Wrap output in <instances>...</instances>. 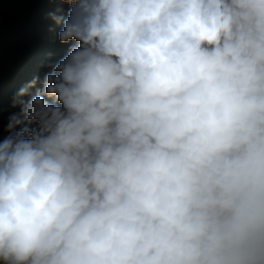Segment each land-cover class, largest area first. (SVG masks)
Listing matches in <instances>:
<instances>
[{
  "label": "clouds",
  "instance_id": "1",
  "mask_svg": "<svg viewBox=\"0 0 264 264\" xmlns=\"http://www.w3.org/2000/svg\"><path fill=\"white\" fill-rule=\"evenodd\" d=\"M51 2L0 124V264H264V0Z\"/></svg>",
  "mask_w": 264,
  "mask_h": 264
},
{
  "label": "trees",
  "instance_id": "2",
  "mask_svg": "<svg viewBox=\"0 0 264 264\" xmlns=\"http://www.w3.org/2000/svg\"><path fill=\"white\" fill-rule=\"evenodd\" d=\"M58 7L51 0H0V124L14 109L11 96L30 80L31 68L47 56L42 32L48 36L47 16ZM48 22L50 20L48 19ZM54 25V24H53ZM55 26V25H54ZM56 31H59V28ZM62 56H53V63ZM47 71H49L47 67ZM43 74L39 77L42 79Z\"/></svg>",
  "mask_w": 264,
  "mask_h": 264
}]
</instances>
